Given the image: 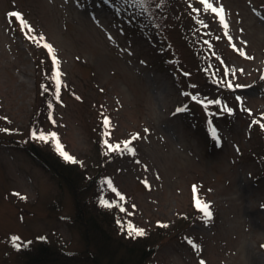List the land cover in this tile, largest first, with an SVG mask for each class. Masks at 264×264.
Returning a JSON list of instances; mask_svg holds the SVG:
<instances>
[{
  "label": "rangeland",
  "instance_id": "374dc122",
  "mask_svg": "<svg viewBox=\"0 0 264 264\" xmlns=\"http://www.w3.org/2000/svg\"><path fill=\"white\" fill-rule=\"evenodd\" d=\"M212 3L227 36L198 0H159L151 16L135 0H0V264H22L16 249L40 243L97 251L70 193L24 148L40 142L32 131L56 133L77 176L99 175L117 219L152 242L146 264H264V0ZM10 12L44 41L26 39ZM135 135L131 153L105 146ZM113 241L101 264L124 256Z\"/></svg>",
  "mask_w": 264,
  "mask_h": 264
},
{
  "label": "trees",
  "instance_id": "16d2710c",
  "mask_svg": "<svg viewBox=\"0 0 264 264\" xmlns=\"http://www.w3.org/2000/svg\"><path fill=\"white\" fill-rule=\"evenodd\" d=\"M156 3L155 0H145L138 14L156 15V10L162 9L161 4ZM38 88L43 96L51 92L48 91L49 88L45 80L38 81ZM32 143L25 145L27 153L43 164V168L56 180L59 188L65 187L70 193L74 218L80 226L81 234L85 241H93L97 251L78 257L55 247V245L40 243L34 248L23 246L16 249L21 256L22 264H101L98 259L101 253H98V250L101 245L106 247L105 245L108 244L110 246L111 242L109 243L108 240L112 239L113 241L114 237L118 242L117 245L113 241L114 246H122L125 249L124 256H121L114 264H146L152 249V242L147 234L135 235L133 233L130 235L120 218L117 219L116 211H119V208L105 199L104 191L108 192V189L105 184L99 181V175H90L86 168H79L82 172L77 176L78 166L66 162L54 150L52 144L50 146L48 143L34 141ZM43 144L50 146L51 151H44ZM97 166H101V163ZM101 201L109 206H102ZM104 247H102V251H106Z\"/></svg>",
  "mask_w": 264,
  "mask_h": 264
},
{
  "label": "snow or ice",
  "instance_id": "6c2138e0",
  "mask_svg": "<svg viewBox=\"0 0 264 264\" xmlns=\"http://www.w3.org/2000/svg\"><path fill=\"white\" fill-rule=\"evenodd\" d=\"M135 2L137 4H139L140 6H143V3L145 2V0H135ZM219 2V0H217V3ZM198 3L200 5H202V9L204 12H209L210 14L214 15L218 22L220 23V25L225 29V35L227 36V28H228V24L225 20L224 17V8L222 6L220 7H216L213 5L212 0H198ZM194 11H199V9H193ZM8 17H14L16 22L19 23L20 29L22 32H27L26 35V39H29L30 41L33 42H37L38 41H44V37L40 36V37H35L32 35L33 29L32 27L25 21V19L22 17V15L18 12H10L7 14ZM205 27H207V25H205ZM229 41H231V37H229ZM40 46L44 47L45 49H47L51 59H52V64H53V71H52V78L55 84V91H54V97L59 101V90L61 87V81H60V72H59V68H58V61L55 57V55L53 54V49L52 46L45 43H42ZM235 47V46H233ZM238 50V49H237ZM239 51V50H238ZM241 55H245L244 52H240ZM248 59H251V57H246ZM227 71V70H226ZM262 79H264V77H262ZM228 87H233L232 84H229ZM235 87H243L241 85H236ZM239 99V98H238ZM49 107H51V105H49ZM181 109H178V111H180ZM251 114V113H250ZM49 119L51 120L52 117L50 116ZM262 120H264V116L261 117ZM257 121H253V123H256ZM54 123V121H53ZM103 125H104V135L108 136L109 132L108 129L110 128V120L109 118L105 117L103 120ZM261 127L264 128V124H261ZM0 131H7L6 129H0ZM213 135H215V133H213ZM30 137L32 139H36L40 142L43 143H51L54 147V149L57 151V153L66 161V162H70V163H76V161L74 160V158L67 154L64 150L62 145L59 142V139L57 137L56 133H45L43 131H32L30 133ZM138 135L132 136L129 140L123 141V146L121 147V144H110L107 142V140H105V146L108 149L109 152H120V153H124V152H128L131 153L133 151V149L130 147V145L132 144V142L136 139H138ZM23 198V197H21ZM120 199L122 200L123 197L121 196ZM193 200H194V206L197 208L198 211L201 212V214L203 215V217L206 220H210L212 213L210 211V205H208L205 202H201L199 200L198 197V193H197V188L196 186H193ZM102 206H109L107 204H105L103 201H101ZM121 211H123V209L121 208ZM135 233V235H143V230L140 229H133L131 227H129V234H133ZM13 242L15 243V241L18 238H12ZM192 243V242H190ZM193 248H196V245L193 243ZM200 264H204L203 261L200 262Z\"/></svg>",
  "mask_w": 264,
  "mask_h": 264
}]
</instances>
